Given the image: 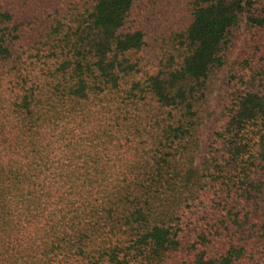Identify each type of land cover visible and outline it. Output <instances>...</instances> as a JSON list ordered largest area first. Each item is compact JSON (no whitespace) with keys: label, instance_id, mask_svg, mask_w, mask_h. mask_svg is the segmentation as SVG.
Masks as SVG:
<instances>
[{"label":"trees","instance_id":"16d2710c","mask_svg":"<svg viewBox=\"0 0 264 264\" xmlns=\"http://www.w3.org/2000/svg\"><path fill=\"white\" fill-rule=\"evenodd\" d=\"M0 264H264V0H0Z\"/></svg>","mask_w":264,"mask_h":264}]
</instances>
